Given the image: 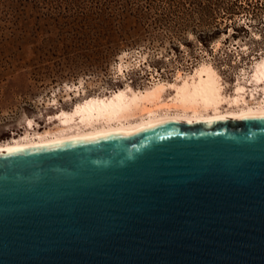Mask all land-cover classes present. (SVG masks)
<instances>
[{"label":"water","instance_id":"obj_1","mask_svg":"<svg viewBox=\"0 0 264 264\" xmlns=\"http://www.w3.org/2000/svg\"><path fill=\"white\" fill-rule=\"evenodd\" d=\"M0 264H264V114L0 149Z\"/></svg>","mask_w":264,"mask_h":264},{"label":"rangeland","instance_id":"obj_2","mask_svg":"<svg viewBox=\"0 0 264 264\" xmlns=\"http://www.w3.org/2000/svg\"><path fill=\"white\" fill-rule=\"evenodd\" d=\"M108 2L99 31L83 36L71 17L25 37L0 24V141L55 128L53 114L88 95L175 81L202 62L229 93L264 57V0Z\"/></svg>","mask_w":264,"mask_h":264},{"label":"bare ground","instance_id":"obj_3","mask_svg":"<svg viewBox=\"0 0 264 264\" xmlns=\"http://www.w3.org/2000/svg\"><path fill=\"white\" fill-rule=\"evenodd\" d=\"M179 76L175 81H159L143 89L126 84L110 95H88L71 109L56 111L55 128L13 136L0 141V149L128 130L169 118L196 120L264 114V57L256 61L251 73L244 72L236 80L229 93L220 73L209 62H202L187 76Z\"/></svg>","mask_w":264,"mask_h":264},{"label":"trees","instance_id":"obj_4","mask_svg":"<svg viewBox=\"0 0 264 264\" xmlns=\"http://www.w3.org/2000/svg\"><path fill=\"white\" fill-rule=\"evenodd\" d=\"M109 0H0V24L19 26L20 37L29 32L35 33L42 24L51 20L74 18L76 33L88 34L99 31L100 20L107 13ZM97 20L95 25L93 24Z\"/></svg>","mask_w":264,"mask_h":264}]
</instances>
